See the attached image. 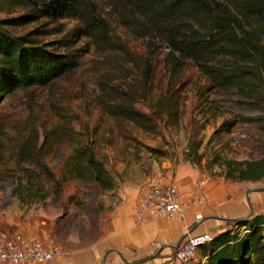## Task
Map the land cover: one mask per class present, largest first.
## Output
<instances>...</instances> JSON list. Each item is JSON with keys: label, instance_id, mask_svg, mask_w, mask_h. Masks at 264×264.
<instances>
[{"label": "rangeland", "instance_id": "rangeland-1", "mask_svg": "<svg viewBox=\"0 0 264 264\" xmlns=\"http://www.w3.org/2000/svg\"><path fill=\"white\" fill-rule=\"evenodd\" d=\"M92 1L123 51L90 43L70 14L41 17L35 6L0 2V22L13 36L32 34L52 49L66 41L72 47L58 53L80 56L73 71L0 103V239L26 223L66 220L71 231H82L110 216L123 188L142 193L148 185L173 184L169 179L181 168L225 179L218 166L223 160L264 157L260 110L234 90L211 89L190 61L175 69L163 40L133 33L111 0ZM23 16L30 18L12 23ZM118 106L139 112L149 126L108 113ZM35 136L38 147L44 143L38 159L20 161L19 146ZM79 145L93 149L112 181L110 191L96 182L62 181L65 162Z\"/></svg>", "mask_w": 264, "mask_h": 264}, {"label": "trees", "instance_id": "trees-1", "mask_svg": "<svg viewBox=\"0 0 264 264\" xmlns=\"http://www.w3.org/2000/svg\"><path fill=\"white\" fill-rule=\"evenodd\" d=\"M5 0H0V2ZM18 6L32 5L41 17L70 14L80 23V35L93 44H105L123 51L121 42L112 40L107 22L99 16L92 0H6ZM122 11L125 25L141 38H160L175 61L194 63L213 90H234L245 105L256 108V119L264 130V0H111ZM23 16L12 23L28 20ZM0 22V103L18 90L46 86L79 66L80 56L70 51L66 41L48 48L32 34L13 36ZM56 49V50H55ZM147 128L149 121L139 112L118 106L108 110ZM229 124L227 129L231 128ZM44 144V143H43ZM42 144V145H43ZM38 137L19 146V160L38 159ZM149 152L156 154L149 148ZM188 151L186 158L191 160ZM223 176L233 182H264V157L256 160H223L218 164ZM44 168V166H43ZM45 169V168H44ZM62 181L96 182L104 191L112 181L89 145L77 146L65 162ZM233 224L204 247L205 264H264V214L228 221ZM233 228L236 231H233ZM244 230V234L239 233Z\"/></svg>", "mask_w": 264, "mask_h": 264}, {"label": "crops", "instance_id": "crops-1", "mask_svg": "<svg viewBox=\"0 0 264 264\" xmlns=\"http://www.w3.org/2000/svg\"><path fill=\"white\" fill-rule=\"evenodd\" d=\"M169 181L178 187L184 200L202 199L200 204L189 206L181 220L157 219L140 224L135 210L142 193L123 188L118 205L103 223L82 231H71L65 226L66 220L52 226L26 223L19 233L57 248L54 258L44 264H170L175 247L186 237L202 233L215 237L233 227L228 221L264 214V182L209 178L186 168L176 170ZM5 238L0 239V247ZM198 252V259L185 264H205L203 249Z\"/></svg>", "mask_w": 264, "mask_h": 264}, {"label": "built area", "instance_id": "built-area-1", "mask_svg": "<svg viewBox=\"0 0 264 264\" xmlns=\"http://www.w3.org/2000/svg\"><path fill=\"white\" fill-rule=\"evenodd\" d=\"M202 202L198 196L183 200L174 184L148 185L143 189L136 206L135 216L140 224L150 220H181L189 206ZM214 239L211 233L186 237L175 249L170 264H185L196 257L197 251ZM57 253V248L37 240H30L20 233L10 235L0 247V264L48 263Z\"/></svg>", "mask_w": 264, "mask_h": 264}, {"label": "water", "instance_id": "water-1", "mask_svg": "<svg viewBox=\"0 0 264 264\" xmlns=\"http://www.w3.org/2000/svg\"><path fill=\"white\" fill-rule=\"evenodd\" d=\"M244 219H247V218H244ZM244 219H243V220H244ZM196 227H197V225H195V226L193 227V229H195ZM175 248H177V247H175Z\"/></svg>", "mask_w": 264, "mask_h": 264}]
</instances>
